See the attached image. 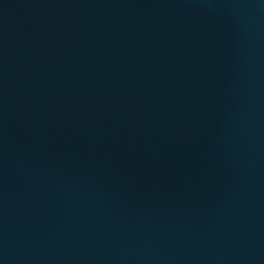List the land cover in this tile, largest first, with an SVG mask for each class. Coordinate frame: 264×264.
Here are the masks:
<instances>
[{
  "label": "water",
  "instance_id": "water-1",
  "mask_svg": "<svg viewBox=\"0 0 264 264\" xmlns=\"http://www.w3.org/2000/svg\"><path fill=\"white\" fill-rule=\"evenodd\" d=\"M0 264H264V0H0Z\"/></svg>",
  "mask_w": 264,
  "mask_h": 264
}]
</instances>
